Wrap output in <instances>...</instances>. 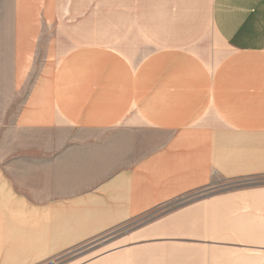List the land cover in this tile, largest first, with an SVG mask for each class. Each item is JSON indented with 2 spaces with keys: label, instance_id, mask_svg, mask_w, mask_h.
<instances>
[{
  "label": "crops",
  "instance_id": "obj_1",
  "mask_svg": "<svg viewBox=\"0 0 264 264\" xmlns=\"http://www.w3.org/2000/svg\"><path fill=\"white\" fill-rule=\"evenodd\" d=\"M262 179L264 0H0V264H264Z\"/></svg>",
  "mask_w": 264,
  "mask_h": 264
},
{
  "label": "rangeland",
  "instance_id": "obj_2",
  "mask_svg": "<svg viewBox=\"0 0 264 264\" xmlns=\"http://www.w3.org/2000/svg\"><path fill=\"white\" fill-rule=\"evenodd\" d=\"M145 5H148V3L145 2ZM262 181H264V179H262ZM164 210L165 209H162L161 211H155L150 216H148L149 213H147L146 215H142L141 217H139L141 218L140 220L137 219L136 221L126 223L125 225L123 224L119 227L107 231L102 235L96 236L90 240L80 243L76 247L64 251L60 261L51 262L49 264H57L58 262H61V264H76L85 261L88 258L101 253L112 245H116L120 237H124L125 234H128L131 231L139 228L140 226L145 224V222H147V220H149L151 217L163 214Z\"/></svg>",
  "mask_w": 264,
  "mask_h": 264
}]
</instances>
